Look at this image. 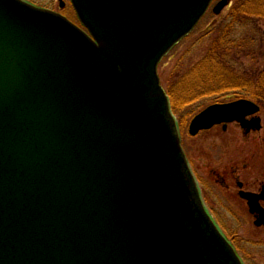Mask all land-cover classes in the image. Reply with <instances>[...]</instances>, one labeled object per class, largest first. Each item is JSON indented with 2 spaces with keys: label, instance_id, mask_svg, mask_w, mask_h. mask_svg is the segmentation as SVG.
<instances>
[{
  "label": "water",
  "instance_id": "water-1",
  "mask_svg": "<svg viewBox=\"0 0 264 264\" xmlns=\"http://www.w3.org/2000/svg\"><path fill=\"white\" fill-rule=\"evenodd\" d=\"M212 1L70 0L80 27L0 0V264H242L200 199L157 72ZM259 112L214 104L188 134L259 131ZM239 196L264 227V190Z\"/></svg>",
  "mask_w": 264,
  "mask_h": 264
},
{
  "label": "rangeland",
  "instance_id": "rangeland-1",
  "mask_svg": "<svg viewBox=\"0 0 264 264\" xmlns=\"http://www.w3.org/2000/svg\"><path fill=\"white\" fill-rule=\"evenodd\" d=\"M22 1L37 8L54 11L77 25L69 0H63L62 9L59 8L58 0ZM220 1L222 0H214L191 34L175 45L161 60L157 71L164 89L166 81L172 76L175 78L183 75L188 70L195 69L200 62L202 68V60L213 49V45L218 47L217 39H220L229 22L228 16L240 0H228L230 6L215 15L212 10ZM259 22L249 23L242 28L236 26L230 34L226 33L232 41L229 45L228 62L232 66L230 70L237 78L254 77L255 73L264 70V21ZM241 40L248 41L250 45ZM239 99L247 98L243 95H230L219 98L216 103ZM202 109L200 107L194 111L192 118ZM172 114L178 122L181 146L188 157L190 168L198 182L202 178V199L211 218L226 240L232 244L242 264H264V227L254 226L246 203L238 196L234 181V176L238 175L248 189L264 181V110L261 108L259 114L262 130L248 140L243 139L235 124H229L225 132L221 126H217L191 137L188 134V125L192 118H185V111L182 114ZM213 172L225 178L227 189L220 186Z\"/></svg>",
  "mask_w": 264,
  "mask_h": 264
},
{
  "label": "trees",
  "instance_id": "trees-1",
  "mask_svg": "<svg viewBox=\"0 0 264 264\" xmlns=\"http://www.w3.org/2000/svg\"><path fill=\"white\" fill-rule=\"evenodd\" d=\"M228 24L218 38V47L213 49L195 69L185 74L171 77L166 81L165 90L168 95L171 109L176 114L185 111V118L190 117L198 108H205L216 103L219 98L230 95H243L253 100L264 110V70L247 79L237 78L230 70L228 62L229 45L232 44L229 35L237 26L245 27L249 23L264 21V0H240L236 2L228 16ZM247 45H250L248 41ZM207 64V65H206ZM256 76V77H255ZM263 80V81H262ZM225 88V89H224ZM225 91H222V90Z\"/></svg>",
  "mask_w": 264,
  "mask_h": 264
},
{
  "label": "flooded vegetation",
  "instance_id": "flooded-vegetation-1",
  "mask_svg": "<svg viewBox=\"0 0 264 264\" xmlns=\"http://www.w3.org/2000/svg\"><path fill=\"white\" fill-rule=\"evenodd\" d=\"M251 119L252 118H248L249 121ZM235 125L240 130L241 135H242L243 139H245V140L250 139V137H252L253 135H257V133H259L262 130L261 129L260 131H257V130L250 129V130L246 131L244 129H241L238 124H235ZM227 126L228 125H221V129L225 132L227 130ZM187 159H188V157H187ZM188 162H189V160H188ZM189 165H190V162H189ZM193 173H194V171H193ZM213 174H215V177H217V181L219 182L220 186L222 188H224V189H227L228 186L226 184L225 178L223 176L217 175L215 172H213ZM194 175H195V173H194ZM234 177H235L234 181H235V185L237 187L238 196H239V193L240 192L250 193V194L257 195V196H259V195L262 194V192L264 190V181H261V182L255 184V186L253 188L248 189L247 186H246V184L240 181V178H239L238 175L237 176H234ZM195 178H196V180L198 182V179H197L196 175H195ZM199 181L200 182H198V186H199L200 195H201V199H202V178L199 179ZM239 198H240V196H239ZM244 202L246 203V201H244ZM258 204H259L260 208L264 209V202L262 200H260ZM204 205H205V202H204ZM246 206H247V203H246ZM248 212H249V210H248ZM251 217L253 218V223H254V221H255V215H251Z\"/></svg>",
  "mask_w": 264,
  "mask_h": 264
}]
</instances>
